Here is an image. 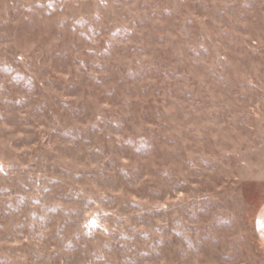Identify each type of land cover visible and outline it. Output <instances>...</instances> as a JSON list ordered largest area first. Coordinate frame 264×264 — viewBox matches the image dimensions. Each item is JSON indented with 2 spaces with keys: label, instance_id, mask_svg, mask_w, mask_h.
Returning a JSON list of instances; mask_svg holds the SVG:
<instances>
[{
  "label": "rangeland",
  "instance_id": "374dc122",
  "mask_svg": "<svg viewBox=\"0 0 264 264\" xmlns=\"http://www.w3.org/2000/svg\"><path fill=\"white\" fill-rule=\"evenodd\" d=\"M264 0H0V264H264Z\"/></svg>",
  "mask_w": 264,
  "mask_h": 264
},
{
  "label": "crops",
  "instance_id": "0c3cea01",
  "mask_svg": "<svg viewBox=\"0 0 264 264\" xmlns=\"http://www.w3.org/2000/svg\"><path fill=\"white\" fill-rule=\"evenodd\" d=\"M256 226L261 239L264 241V200L261 202L256 215Z\"/></svg>",
  "mask_w": 264,
  "mask_h": 264
}]
</instances>
